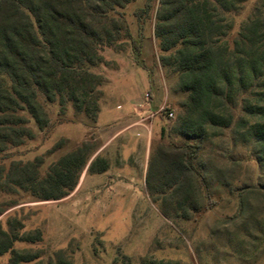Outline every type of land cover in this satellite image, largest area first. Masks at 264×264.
<instances>
[{
    "label": "trees",
    "instance_id": "obj_1",
    "mask_svg": "<svg viewBox=\"0 0 264 264\" xmlns=\"http://www.w3.org/2000/svg\"><path fill=\"white\" fill-rule=\"evenodd\" d=\"M132 1L0 0L1 152L34 139L21 113H28L40 131L50 125L42 99L57 104L62 119L71 105L75 117L81 115L95 125L107 82L97 69L109 65L106 49L121 51L130 43L136 64L149 70L139 63L145 38L132 35L121 12ZM150 1L136 12L137 18L149 10ZM246 1L159 0L157 7L154 37L159 63L167 79L176 77L175 90L186 95L171 127L183 144L159 151L170 156L175 178L168 186L176 191L178 182L185 180L187 196L170 197L181 198L176 217L186 220L201 208L195 161L210 137L234 126L235 137H245L264 170V11L257 7L230 39L233 17ZM236 111L241 115L235 122ZM94 152L84 143L51 165L45 176L40 174L41 158L13 162L4 180L0 178V189L18 187L40 200H60L77 188ZM107 169L108 162L101 157L88 168L97 173ZM164 187L155 190L162 192ZM23 228L17 219L8 222L7 230L0 226V256L9 253L8 264H42L38 252L15 249L18 242L42 241L40 229ZM47 264L72 261L58 252Z\"/></svg>",
    "mask_w": 264,
    "mask_h": 264
},
{
    "label": "rangeland",
    "instance_id": "obj_2",
    "mask_svg": "<svg viewBox=\"0 0 264 264\" xmlns=\"http://www.w3.org/2000/svg\"><path fill=\"white\" fill-rule=\"evenodd\" d=\"M146 2L133 0L121 12L132 35L145 38L139 63L146 65L148 73L136 64L130 43H125L121 51L106 49L104 58L109 65L97 69L107 81L102 116L109 119L107 108L117 107L120 111V107L130 105L129 101L143 97L144 87L130 86L128 76L142 82L149 75L154 83L166 87L164 107L174 116L166 118L163 113L149 118L147 133L131 129L129 145L123 150L124 158L131 151L127 161L130 165L118 170L112 179L88 170L79 189L60 200H40L18 187L0 189V226L7 230L8 222L17 219L24 226L23 232L40 229L41 242H18L14 247L38 252L42 264L58 252H64L72 264H264V170L245 137H235L234 126L201 146L195 161L198 175L194 176L201 208L191 211L187 220L176 217L181 198L170 196H187L186 183L179 181L176 191L168 186L175 178L170 172V156L164 157L159 150L183 144V138L171 127L186 95L175 90L176 77L167 79L159 63L160 51L154 37L159 0H151L149 10L140 18L135 15ZM257 7L264 11V0H247L233 17L231 40ZM40 102L50 125L40 131L28 113H21L35 136L20 146L0 151L1 181L13 162L25 164L41 158L40 174L45 176L51 165L82 144L94 151L99 146L95 125L81 115L75 117L71 105L62 119L57 104L43 99ZM234 114L236 122L241 113ZM113 160L116 165L122 163L120 158ZM161 184L166 187L156 191ZM9 257V253L0 256V264H8Z\"/></svg>",
    "mask_w": 264,
    "mask_h": 264
},
{
    "label": "crops",
    "instance_id": "obj_3",
    "mask_svg": "<svg viewBox=\"0 0 264 264\" xmlns=\"http://www.w3.org/2000/svg\"><path fill=\"white\" fill-rule=\"evenodd\" d=\"M144 71L145 73L147 72L146 70ZM128 78L130 79V82H128V84L130 83V86H133L134 84H140L144 87V95L138 101H129L131 102L130 105L125 109L120 107V111L117 107L107 108V112H109L107 115L110 116L109 119L108 117L105 118L102 116L103 114L101 106L98 121L95 124L99 146L91 157L88 166L84 170L82 179L76 188L77 190L79 189L84 176L88 172L89 165L97 157H103L108 160L109 167L107 171L102 173V175L106 176L108 179L116 177V172L118 170L126 167L127 164L130 165V163L127 161L131 155V151L129 152L128 157L124 158L123 150L125 146L129 145L128 135L131 133V129L138 128L147 133L146 120H148V116L150 113L155 112L160 107L164 106L167 102L168 93L166 87H163L160 83H154L153 77L150 75L149 78L142 82L135 80L131 76H128ZM146 94L150 95L149 101L146 100ZM158 120H160V118ZM115 157L116 159L120 158V163L122 162L121 165H116L114 163L113 158ZM118 179H120V177H118Z\"/></svg>",
    "mask_w": 264,
    "mask_h": 264
},
{
    "label": "built area",
    "instance_id": "obj_4",
    "mask_svg": "<svg viewBox=\"0 0 264 264\" xmlns=\"http://www.w3.org/2000/svg\"><path fill=\"white\" fill-rule=\"evenodd\" d=\"M145 97H146V100L149 101L150 95L149 94H146ZM163 113H164V115H165L166 118H171V117L174 116L173 111H168L167 109H165L164 106H162L157 111L150 113V115L148 116L147 119L154 118L156 116L162 115Z\"/></svg>",
    "mask_w": 264,
    "mask_h": 264
}]
</instances>
